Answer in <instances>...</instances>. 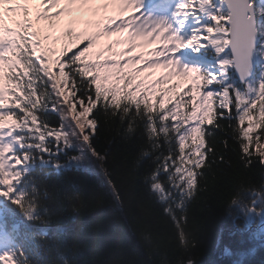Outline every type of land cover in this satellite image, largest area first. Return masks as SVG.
I'll use <instances>...</instances> for the list:
<instances>
[{
    "label": "snow or ice",
    "instance_id": "1",
    "mask_svg": "<svg viewBox=\"0 0 264 264\" xmlns=\"http://www.w3.org/2000/svg\"><path fill=\"white\" fill-rule=\"evenodd\" d=\"M190 16L195 27L188 34ZM258 47L264 50V2L258 0H179L171 17L146 10V0H0V203L41 220L39 190L30 182L33 149L59 155L78 140L106 160L93 145L96 113L128 104V112L143 111L149 138L156 140L153 150L167 149L152 158L144 180L186 250L188 205L207 179L215 152L211 138L222 122L231 129L222 143L238 144L246 167L257 158L264 165V72L252 75ZM209 48L215 63L207 67L180 55ZM42 84L59 107L46 102ZM46 113H55L57 121ZM148 156L141 152L136 166ZM55 166L61 167L59 160ZM105 183L123 206L108 169ZM256 195L250 202L231 201L246 221L264 218V192ZM141 235L152 244L158 233L148 226ZM2 241L0 264H31L11 233ZM179 264L194 261L187 257Z\"/></svg>",
    "mask_w": 264,
    "mask_h": 264
},
{
    "label": "trees",
    "instance_id": "2",
    "mask_svg": "<svg viewBox=\"0 0 264 264\" xmlns=\"http://www.w3.org/2000/svg\"><path fill=\"white\" fill-rule=\"evenodd\" d=\"M40 90L46 102L58 106L59 100L51 88L42 84ZM128 107L125 104L119 111H97L100 125L93 145L107 159H97L91 149L95 163L91 172L70 167V151L63 156L33 149L36 164L30 182L39 190L37 214L42 219L29 220L15 206L3 210L5 216L33 226L25 249L31 264H179L187 257L194 264H233L228 258L217 259L223 245L233 252L248 248L251 255L245 264H264V228L240 234L236 230L242 228L239 217L245 216L231 203L234 197L243 202L259 199L256 193L264 192V165L257 158L246 167L238 144L231 139L227 146L222 143L231 133L230 128L223 126L228 122H222V128L211 138L215 152L207 179L201 181V191L188 205L185 231L190 242L185 250L177 244L175 229L163 214L164 206L156 203L144 180L154 167L152 158L167 149L153 150L156 140L149 138L143 111L128 112ZM45 115L57 121L55 113ZM77 142L74 140V147ZM160 143H164L163 139ZM143 151L150 156L138 168L136 162ZM41 160L48 163L42 164ZM57 160L61 163L59 168L55 166ZM105 169L113 174L123 206L105 183ZM75 193H79V198ZM148 226L158 233L152 244L141 235Z\"/></svg>",
    "mask_w": 264,
    "mask_h": 264
},
{
    "label": "rangeland",
    "instance_id": "3",
    "mask_svg": "<svg viewBox=\"0 0 264 264\" xmlns=\"http://www.w3.org/2000/svg\"><path fill=\"white\" fill-rule=\"evenodd\" d=\"M158 1H162V0H154L152 4L148 5L146 10H152V11H155L157 15H160L156 10H154V4H156ZM258 2H264V0H259ZM169 17L170 16V13L167 14ZM180 55L184 58L185 55H183L182 53H180Z\"/></svg>",
    "mask_w": 264,
    "mask_h": 264
}]
</instances>
